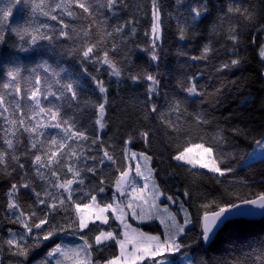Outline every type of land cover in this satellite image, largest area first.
Returning <instances> with one entry per match:
<instances>
[{
  "label": "snow or ice",
  "instance_id": "snow-or-ice-1",
  "mask_svg": "<svg viewBox=\"0 0 264 264\" xmlns=\"http://www.w3.org/2000/svg\"><path fill=\"white\" fill-rule=\"evenodd\" d=\"M181 2L177 0L178 4ZM20 4H25L31 15L15 25L9 22L12 7L7 10L0 8V45L15 37L13 47L21 52L46 47L57 55L77 59L99 98L82 101L77 82L67 80L62 83L60 73L65 69L61 67L58 71L47 60L30 69L17 65L0 73L5 77L0 80V178L9 182L4 193L5 202L0 206V221L19 225L22 229H8V237L0 238V249L11 256L26 258L31 238L47 241L59 232L71 229L75 233H83L80 235L83 244L74 248L55 244L47 254L48 259L40 264H51L52 259L55 264H171L166 254L180 252L186 247L180 237L192 221L183 200L165 196L160 190L156 170L150 167L152 157L130 147L137 139L149 144L150 129L132 127L125 133L121 154L127 163L122 170L116 169L119 174L114 180L115 192L110 200L101 198L107 191L103 175L106 162L116 164L114 154L104 146L102 135L108 127L105 117L112 106L109 88H119L125 81L132 84L147 81L146 96L140 109L144 119L155 114L162 124L176 132L181 130L180 120L187 112L188 98L204 104L209 103L205 97L210 94L198 86L195 74L185 76L177 81V87L186 95H172L167 102V112L161 110L156 101L161 91L159 74L144 68L137 69L133 62V50L129 44L135 43L132 38L140 25L136 12L143 9L137 4L135 11L129 12L132 7L130 0H13V7ZM148 4V11L143 12L144 17L149 18L148 29L144 31V35L149 37L148 46H135L147 52L152 62L158 63L165 13L161 0H148ZM167 15L171 16V13ZM189 16L190 21L177 16L181 40L186 38L189 30L191 38L201 35L196 31L198 23L211 16L205 0L191 7ZM39 17L56 24L41 21ZM241 17L250 20L249 9L239 0H230L227 8L211 23L210 38L202 45L200 55L190 59L207 60L209 54L217 51L213 39L221 37L220 46L230 51L234 58L223 63L218 70L241 64L239 51L244 27L239 23ZM260 30L264 31V26ZM62 38L71 41L72 46L60 44ZM180 55L187 56L188 53L181 52ZM257 55L264 62V44L258 47ZM89 64L94 66V72L89 71ZM25 71L28 73L26 77L23 75ZM89 110H93L91 115H88ZM86 115L91 125L84 122ZM195 120L198 125L211 123L202 113H196ZM236 131L239 132L238 129ZM219 139L223 140V137ZM94 150L101 155L93 154ZM172 158L181 166H189L190 171L208 170L216 176L218 183L219 177L234 171L227 166L222 155L216 154L212 144L188 143ZM198 174L192 173L193 176ZM136 177L143 179V187H138ZM129 188L132 192L141 193L147 189L151 193L149 209L155 208V212L145 213L141 205H138L140 211L137 212L133 209L132 199L122 202L120 197L127 196ZM182 194L188 197L190 192L185 189ZM24 196H28L31 202H25ZM161 196L184 212L183 223L177 220L168 206L156 205L155 201ZM202 207L207 209L211 205ZM125 208L133 210L129 214ZM254 209L264 212V193L242 199L240 203L216 204V208L203 214L202 240L209 242L221 225H227L233 214L253 215ZM129 215L142 222L159 219L164 231L152 234L133 228L128 223ZM113 246L117 252L112 256L104 259L94 257V253H103ZM182 255H185L186 264H195L193 258ZM0 264H5L2 252ZM259 264H264V254L259 258Z\"/></svg>",
  "mask_w": 264,
  "mask_h": 264
},
{
  "label": "trees",
  "instance_id": "trees-1",
  "mask_svg": "<svg viewBox=\"0 0 264 264\" xmlns=\"http://www.w3.org/2000/svg\"><path fill=\"white\" fill-rule=\"evenodd\" d=\"M205 2L209 6L211 16L208 20L198 23L196 31L201 35L191 38L192 32L189 30L186 38L181 40L177 16L190 21V8L198 6L200 0H182L179 4L177 0H161L162 11L165 13L162 18L163 42L161 59L155 63L149 59L147 52L135 46L136 44L141 47L148 46L149 37L144 35V31L148 29L149 18L143 15V12L148 11V0H130L132 7L128 10L129 12L135 11L137 4L143 9L142 12H136L140 18V25L136 36L132 38L135 43L129 44L133 50V62L137 69L144 68L159 74L161 91L156 101L161 110L167 112V102L172 95L181 97L186 95L177 87V81L193 74L197 77L198 86L210 94L205 97L209 103L201 104L198 100L193 102L195 98H188L185 105L187 112L180 120L181 130L176 132L162 124L155 114L144 119L140 109L146 96L147 81H141L138 84L125 81L119 88L110 87L109 101L112 106L105 117L108 127L102 135L104 146L114 154L116 164L106 162L103 175L107 191L101 195V198L108 201L111 194L115 192L114 180L119 174L116 169L122 170L125 164L124 156L121 154L125 133L132 127L150 129L151 142L145 144L137 139L132 148L146 152L152 157V168L156 170V182L159 188L165 196L183 200L192 221L180 237L186 247L179 253L166 254V259L172 264H182L181 261L185 258L183 253L193 258L195 264H259V258L264 254V217L230 220L210 244L202 241L201 223L205 211H212L216 208V204L224 206L227 203H238L242 199L255 198L258 194L264 193V157L244 163L258 144L257 141L264 139V62L257 55L258 47L264 44V31L260 30L264 26V0H239V3L249 9L252 18L244 20L241 17L239 20V23L244 25L239 51L241 64L224 70L218 69L234 57L230 51L220 46L221 37L213 39L217 51L209 54L207 60L190 59L191 56L200 55L202 45L210 38L211 23L227 8L230 0H205ZM9 7H12V15L9 17L12 25L23 22L31 15L25 4L13 7V0H0V8L7 10ZM168 13H171V16H168ZM39 19L49 24H56L55 21L45 20L43 17ZM15 39L11 37L6 44L0 45V73L8 67L17 65L30 69L42 60H47L58 71L61 67L65 69L60 73L62 83L67 80L77 82L82 101L85 99L95 101L99 98V93L91 79L84 74L77 59L57 55L55 52L48 51L46 47L21 52L13 47ZM253 40L255 43L252 42ZM42 43L46 44V42ZM59 43L68 47L72 46L71 41L63 38ZM181 52H186L188 55H180ZM87 67L89 71L94 72L93 65L89 64ZM103 72L102 68L101 73ZM23 75L26 77L27 71ZM4 78L0 76V80ZM104 78L107 80L106 76ZM92 111L89 110L88 115H91ZM196 113L206 114L211 123L198 125L195 120ZM88 115L85 116L84 122L91 125ZM172 119L175 120L176 117L173 116ZM237 129L239 132L236 131ZM218 133L223 140L219 139ZM188 143H205L206 146L212 144L216 154L222 155L227 166H231L234 171L219 177L218 183L216 176L206 169L190 171L189 166H181L172 157ZM93 154L101 155L96 150ZM193 172L199 174L193 176ZM89 178L92 179L91 176ZM8 186V180L0 178V206L5 202L4 193ZM185 189L190 192L188 197L182 194ZM23 199L27 203L31 202L28 196H24ZM213 201L215 204L212 203ZM164 203L173 210L179 221L183 222L179 206L167 201ZM202 205H211V207L206 209ZM136 225L141 230L152 234L163 233V227L159 221ZM10 228L22 231L19 225L0 221V238H7ZM82 234L69 229L66 232H59L47 241L31 238L26 258L11 256L3 249H0V252L3 253L5 264H40L41 261L48 259L47 254L55 244L63 245L73 242ZM116 252L117 248L113 246L105 249L103 253L93 255L97 259H104ZM51 264H55L54 259Z\"/></svg>",
  "mask_w": 264,
  "mask_h": 264
},
{
  "label": "rangeland",
  "instance_id": "rangeland-1",
  "mask_svg": "<svg viewBox=\"0 0 264 264\" xmlns=\"http://www.w3.org/2000/svg\"><path fill=\"white\" fill-rule=\"evenodd\" d=\"M261 141H264V139H262ZM132 148V146H130ZM133 151H136L132 148ZM136 152H141V151H136ZM193 155H195V153H193ZM264 157V143H258L255 148L250 152V154L247 156V158L244 160V163H249L251 161H254L256 159H259V158H262ZM125 159V157H124ZM127 163V161L125 160V164ZM133 164L136 163L135 160L132 161ZM124 164V165H125ZM150 167H152V161L150 163ZM134 175V173H133ZM136 181H137V185L138 187H143L144 185V181L142 178L140 177H136ZM150 186V185H149ZM161 190V189H160ZM129 199H132L134 201L133 203V209H135L137 212L140 211V207H138V205H141L145 211V213H147L148 211H152L153 213L155 212V208H152V209H149V203L151 202V193L145 189V191L143 193H141L140 191H136V192H132L131 188L128 189V195L127 196H124V197H120V200L122 202H126L127 200ZM169 202L165 196H161L158 200L155 201L156 205L160 206V207H163V206H168L167 204H165L164 202ZM171 203V202H170ZM169 207V206H168ZM133 209H128V208H125V212L126 213H129L133 210ZM170 211L172 213L173 210L169 207ZM175 214V213H174ZM176 215V214H175ZM184 212H182V216L184 218ZM177 217V216H176ZM159 221V219H152L150 221ZM177 220H179L177 218ZM149 220H145V221H141L140 219H133L131 218V216L129 215L128 216V223H130L132 225L133 228H139L137 227L136 224H142V223H146V222H150ZM160 222V221H159ZM180 223H183L180 221ZM190 224L187 225V227L189 226ZM163 227V231H164V225H162ZM186 227V228H187ZM171 230V229H170ZM83 244V241L80 239V236L77 237V240L73 241V242H69V243H66V244H63L61 245L62 247L64 248H74L76 247L77 245H82ZM175 253H179V252H175ZM171 262V261H170ZM182 264H186V260L185 258L181 261ZM172 264V262H171Z\"/></svg>",
  "mask_w": 264,
  "mask_h": 264
},
{
  "label": "water",
  "instance_id": "water-1",
  "mask_svg": "<svg viewBox=\"0 0 264 264\" xmlns=\"http://www.w3.org/2000/svg\"><path fill=\"white\" fill-rule=\"evenodd\" d=\"M263 78H264V74H263ZM238 203H240V202H238ZM254 212H255V214H253V215H244V216L233 214L230 220L239 219V218H243V219H261L262 217H264V212H261V210L254 209ZM223 226L224 225H221V227L218 230H216L215 235L212 237V239L209 242H204L202 240L203 243L210 244L214 240V238L216 237L217 233L223 228ZM201 230H202V226H201Z\"/></svg>",
  "mask_w": 264,
  "mask_h": 264
}]
</instances>
